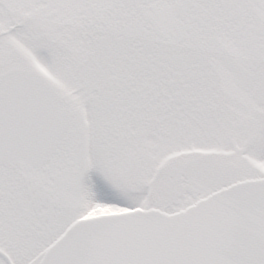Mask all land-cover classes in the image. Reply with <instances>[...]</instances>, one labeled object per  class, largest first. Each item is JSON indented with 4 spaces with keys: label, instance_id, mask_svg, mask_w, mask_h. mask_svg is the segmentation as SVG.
<instances>
[{
    "label": "snow or ice",
    "instance_id": "1",
    "mask_svg": "<svg viewBox=\"0 0 264 264\" xmlns=\"http://www.w3.org/2000/svg\"><path fill=\"white\" fill-rule=\"evenodd\" d=\"M0 264H264V0H0Z\"/></svg>",
    "mask_w": 264,
    "mask_h": 264
}]
</instances>
